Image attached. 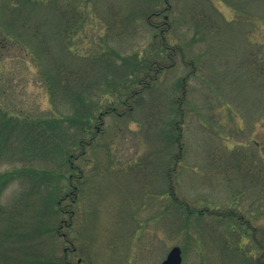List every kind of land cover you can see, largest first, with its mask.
Wrapping results in <instances>:
<instances>
[{"label":"rangeland","instance_id":"rangeland-1","mask_svg":"<svg viewBox=\"0 0 264 264\" xmlns=\"http://www.w3.org/2000/svg\"><path fill=\"white\" fill-rule=\"evenodd\" d=\"M2 175L0 264H264V0H0Z\"/></svg>","mask_w":264,"mask_h":264},{"label":"trees","instance_id":"trees-1","mask_svg":"<svg viewBox=\"0 0 264 264\" xmlns=\"http://www.w3.org/2000/svg\"><path fill=\"white\" fill-rule=\"evenodd\" d=\"M22 50L26 51L25 48H21ZM98 90V89H97ZM100 91V89L98 90ZM98 105L97 102H95V106L96 107ZM94 119V114H93V108L92 107H88L85 104H80V106L75 108V113L70 114L66 117V121L67 124L61 123V121L59 119H53L50 121V123H55V125L58 127L59 125L61 126H67L68 128H76V131H78V133L81 135L83 133H85L89 128L90 125L92 123ZM47 132V130H46ZM42 137V136H39ZM66 140L68 141V138H66ZM43 141L45 143L44 146L46 147H51L53 145L60 146L61 151H63L64 147H65V151L67 150V146L70 145L71 146H76L79 143V146H84V142L82 141V139L78 138L76 141H70L69 143L64 144L63 142H67L64 141L62 136H58L56 135L53 131L48 132V134L46 133L43 136ZM88 145V143H87ZM9 177L7 176H0V185H2ZM255 238V235L253 236ZM254 242L257 244L256 246H261V248H263L264 246H262V244H264V242H261V238H255ZM264 256V253H263ZM259 259V258H258ZM258 264H262L261 261H258Z\"/></svg>","mask_w":264,"mask_h":264},{"label":"water","instance_id":"water-1","mask_svg":"<svg viewBox=\"0 0 264 264\" xmlns=\"http://www.w3.org/2000/svg\"><path fill=\"white\" fill-rule=\"evenodd\" d=\"M181 260V249L178 246H173L161 264H180Z\"/></svg>","mask_w":264,"mask_h":264},{"label":"flooded vegetation","instance_id":"flooded-vegetation-1","mask_svg":"<svg viewBox=\"0 0 264 264\" xmlns=\"http://www.w3.org/2000/svg\"><path fill=\"white\" fill-rule=\"evenodd\" d=\"M66 249H68V248H65V251H67Z\"/></svg>","mask_w":264,"mask_h":264}]
</instances>
